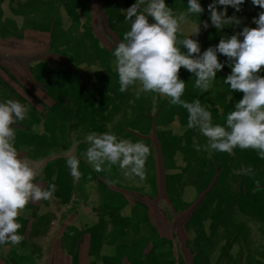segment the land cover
Returning a JSON list of instances; mask_svg holds the SVG:
<instances>
[{
  "label": "rangeland",
  "instance_id": "obj_1",
  "mask_svg": "<svg viewBox=\"0 0 264 264\" xmlns=\"http://www.w3.org/2000/svg\"><path fill=\"white\" fill-rule=\"evenodd\" d=\"M134 2L0 0V35L11 38L18 34L30 35L32 31L47 34L51 37L52 51L57 52L56 55H72L74 68L76 63L78 68L88 69L94 77L96 71H100L98 87L103 90L105 98L104 103L95 104L93 111L100 112L101 120L96 122L95 117L90 115L87 120L82 118V124H74L73 129L84 127L89 133L111 131L119 139L142 141L151 150L143 180L125 176V170L118 165L98 172L102 176L101 202L93 204V216L85 226H81L77 219L78 222L70 230L75 235H64L59 242L63 240V243L76 244L80 237L77 234L82 232L84 239V233L92 231L83 242L89 240L91 245L100 248L105 245L109 258L115 253L110 246L129 244L135 238L142 249L135 253L137 256L132 253L136 264H148L149 258L143 253L145 248L168 250L174 244L181 247L188 264H213L215 260L227 259L223 256L233 239V252L229 259H237L234 254H237L235 249L238 244L244 245V251L247 247L254 248L257 242L253 236L260 230L264 239V159H260L252 149L236 148L231 153L205 151L203 148L197 150L194 146H203L207 138L197 130L187 128V111L184 108L170 105L167 96L143 92L138 83L126 92L119 91L112 50L123 39L124 32L130 29V22L124 19L121 11ZM166 2L174 11L181 12L186 8L187 0ZM209 2L201 0L205 7ZM232 12L229 7L228 14ZM257 13L256 7H253L237 15L244 18V24L255 27L251 21ZM94 18L101 19L99 27L94 26ZM206 18L207 12L200 17L201 20ZM196 23L198 17L193 15L182 26L178 37L190 36ZM239 30L225 27L217 32L212 27L207 30L202 28L199 35L193 38L199 40L203 51L209 45L218 43L221 36ZM229 71L225 67L217 74L209 90L202 92L195 87V77L181 69L180 76L187 82L182 99L189 102L200 99L211 111L213 122L224 123L225 109H231L227 107V99L238 100L241 95L232 94L224 84L223 77ZM101 72L104 77L100 76ZM80 77L83 83L85 79ZM87 79L94 83L91 77ZM74 82L76 85L79 83L77 80ZM81 110L83 113L86 108ZM88 146L87 143L82 147L83 154ZM248 166L252 167L251 175L243 171ZM89 168L94 177H98L91 164ZM59 178L63 175L59 174ZM92 187L90 193L95 192L93 189L97 188V184ZM67 191L57 189L55 194L64 197ZM125 228H130L127 233ZM172 253L173 250L158 254L164 258L171 257ZM74 254L77 256V253ZM172 264H177V260L174 259Z\"/></svg>",
  "mask_w": 264,
  "mask_h": 264
},
{
  "label": "clouds",
  "instance_id": "obj_2",
  "mask_svg": "<svg viewBox=\"0 0 264 264\" xmlns=\"http://www.w3.org/2000/svg\"><path fill=\"white\" fill-rule=\"evenodd\" d=\"M260 9L252 17L251 27L243 23L246 0H210L206 7L201 0H187L184 11L176 12L166 0H135L122 10L130 29L123 34L114 49L119 91L126 92L137 83L145 93H158L169 98L170 105H180L187 111V128L197 130L207 143L197 144V150L228 152L252 149L264 159V0H250ZM229 7L233 12L228 14ZM207 12V18L201 20ZM195 15L192 34L178 37L183 25ZM210 27L221 32L225 27L239 28L221 36L218 43L202 51L198 39ZM241 25H243L241 27ZM225 57L221 60L220 57ZM225 67L230 71L223 82L240 98L232 101L224 123H214L211 111L200 99H182L186 81L180 76L184 69L195 77V87L207 92L217 74ZM139 94V93H138ZM26 105L15 99L0 101V245L18 244L21 224L18 216L29 202L51 200L56 185L42 186L39 171L16 146L15 125L26 117ZM84 156L97 172L118 165L128 177L145 178V164L150 147L142 141L119 139L111 131L89 133ZM66 165L74 179H79L80 158L66 153ZM252 174V167L243 170ZM259 181H257V184Z\"/></svg>",
  "mask_w": 264,
  "mask_h": 264
},
{
  "label": "crops",
  "instance_id": "obj_3",
  "mask_svg": "<svg viewBox=\"0 0 264 264\" xmlns=\"http://www.w3.org/2000/svg\"><path fill=\"white\" fill-rule=\"evenodd\" d=\"M253 7L250 0H246L242 11ZM259 10L257 6L256 11ZM100 20L94 18L95 27H99ZM52 49L51 37L41 32L32 31L30 35L18 34L11 38L0 35V101L15 99L28 109L25 119L15 125L16 146L20 154L37 167V180L42 186L54 183L59 190L70 188L64 197L54 194L51 200L29 202L20 211L18 232L23 239L18 244L0 245V264H75L77 260L76 264H95L94 261L96 264H136L132 253L137 256L135 253L142 249L135 238L129 244L110 246L115 252L111 258L107 256L105 245L100 248L91 245L89 240L83 242L92 231H86L84 239L82 232L77 234L80 237L76 244L59 242L64 235H75L70 230L77 219L81 226H85L93 216V204L101 202L102 176L95 172L98 177H94L82 152V147L88 143L89 131L84 127H73L74 124H82V118L87 120L90 115L95 117L94 121H100V112L93 109L95 104L104 103V100L103 90L98 87L100 71H96L94 77L88 69L78 68L76 63L74 68L72 55H56ZM104 75L101 72L100 76ZM80 76L85 79L83 83ZM89 77L94 83L87 79ZM75 80L79 82L77 85ZM232 101L227 99V107L232 108ZM84 108L86 110L82 113ZM230 110L225 109V116ZM69 152L80 158L82 175L79 179L73 178L66 165V153ZM59 174L63 178H59ZM95 184V192L90 193V187ZM75 209L77 211L74 212ZM129 229L124 230L127 233ZM260 232L253 236L257 242L254 248L247 247L244 251L243 244L237 245V254H234L237 259L233 260L229 259L233 252L231 239L223 256L227 259L215 260L213 264H264V239ZM172 250L171 257L163 258L158 254L163 251L171 253ZM143 253L149 258L148 264H172L174 259L177 264H188L178 244L168 250L145 248Z\"/></svg>",
  "mask_w": 264,
  "mask_h": 264
},
{
  "label": "trees",
  "instance_id": "obj_4",
  "mask_svg": "<svg viewBox=\"0 0 264 264\" xmlns=\"http://www.w3.org/2000/svg\"><path fill=\"white\" fill-rule=\"evenodd\" d=\"M103 98H105L104 94H103ZM104 100V99H103Z\"/></svg>",
  "mask_w": 264,
  "mask_h": 264
}]
</instances>
